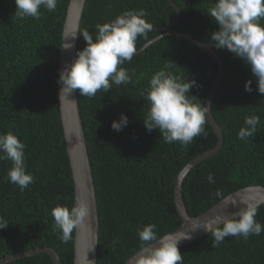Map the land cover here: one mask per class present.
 Listing matches in <instances>:
<instances>
[{
  "label": "trees",
  "instance_id": "obj_1",
  "mask_svg": "<svg viewBox=\"0 0 264 264\" xmlns=\"http://www.w3.org/2000/svg\"><path fill=\"white\" fill-rule=\"evenodd\" d=\"M69 0H58L56 10L41 8L38 19H20L14 0H0V133L11 131L25 144L26 170L34 182L21 191L9 183L8 160H0V216L9 222L0 229V260L20 250L52 247L61 264H73V240L62 243L53 230L51 210L71 206L74 186L57 101V66L62 28ZM212 0H86L79 31L94 34L95 25L124 10L144 9L153 30L138 38L136 48L164 31L187 33L211 42L218 25L207 15ZM174 3L175 5L171 4ZM177 21L173 24L175 18ZM264 23V21H262ZM172 24V25H171ZM166 25H170L164 29ZM85 41L78 34L77 50ZM213 49L223 72L211 103L223 143L213 155L196 163L184 176L181 194L189 215L197 216L219 199L248 185L264 186V95L244 89L251 78L247 65L226 48ZM174 71L195 79L190 93L205 104L217 74V62L187 38L166 34L125 62L133 83L113 86L95 97L80 96L84 130L99 210L97 264H121L139 250L136 228L155 223L159 235L177 228L181 220L174 205L173 180L198 153L215 145L216 134L206 118L205 135L184 147L165 143L158 130L147 131L142 93L151 74L169 61ZM134 73V75H133ZM123 113L128 125L115 131L111 122ZM260 124L246 141L237 132L246 115ZM213 181L209 183L208 175ZM256 219L264 225V204ZM74 236V233H73ZM207 233L179 248L183 264H264V231L247 240L229 236L216 247ZM6 264H53L46 252L18 257Z\"/></svg>",
  "mask_w": 264,
  "mask_h": 264
},
{
  "label": "clouds",
  "instance_id": "obj_2",
  "mask_svg": "<svg viewBox=\"0 0 264 264\" xmlns=\"http://www.w3.org/2000/svg\"><path fill=\"white\" fill-rule=\"evenodd\" d=\"M57 3L58 0H14V13L20 19H38L41 8L54 12ZM147 15L144 9L124 10L110 20L98 22L94 34L85 29L75 30L69 35L73 38L82 35L85 45L59 72L60 103L74 91H78L82 97L92 98L113 86L133 83L128 69L123 65L135 55L137 39L146 38L153 30V25L145 19ZM207 15L218 25V29L210 33L215 47L226 48L249 68L251 78L245 81V91L253 90L254 79L256 90L264 95V0H212ZM60 47L68 49L72 44L63 43ZM168 61L151 74L142 93L147 101L143 124L149 132L158 130L165 143H179L187 147L194 138L206 134L204 126L209 107L190 93V89L196 86L195 79H186L185 74L174 71L178 65ZM128 123V117L121 113L118 120L111 122V127L121 131ZM259 124V115L244 116L237 132L238 139L246 141L253 137ZM0 160L10 162L8 181L21 191L34 182L33 175L26 170L25 144L11 131L0 133ZM207 180L214 182L211 174ZM213 195L224 207L231 205L236 211L230 216L217 213L203 220L196 219L190 231L180 233L159 235L155 223L138 226L136 233L140 245L134 264H183L178 245L181 240L190 239L189 233L197 229L211 233L213 247L229 236L247 240L264 231V225L256 219L261 201L252 202L246 197L235 200L220 191ZM89 214V204L83 199H74L70 207L56 204L52 208L53 230L59 233L58 238L62 243L73 240L74 231L83 227ZM8 224L0 216V229ZM92 248L93 243L87 250Z\"/></svg>",
  "mask_w": 264,
  "mask_h": 264
},
{
  "label": "water",
  "instance_id": "obj_3",
  "mask_svg": "<svg viewBox=\"0 0 264 264\" xmlns=\"http://www.w3.org/2000/svg\"><path fill=\"white\" fill-rule=\"evenodd\" d=\"M85 2L86 0H69L68 2L64 24L62 28V39L60 46H62L63 43H71L72 47L68 49L60 47L58 66H57V81L60 70L63 68L66 62H71V60L74 58L76 54L78 35L75 38L69 35L73 31L79 30L80 20ZM171 4L175 5L174 3ZM177 18L178 17L175 18L173 24L177 21ZM169 26L170 25H166L163 28L167 29ZM166 34H177L187 38L192 43L200 47V49L203 52L209 54L212 58H214L218 66L215 80L212 83V87L208 92L205 100V105L209 107V112L207 113V120L216 134L217 141L214 146L198 153L189 162H187L181 168V170L178 172V174L175 176L173 180L174 205L177 214L181 220V223L177 228H175L172 231H169L168 233H180L182 231H190L191 224L196 219L203 220L206 217L213 216L217 213L230 216L234 211H236V208L232 207L231 205H229L228 207H224L222 202L218 200L213 205H211L207 210H205L204 212H202L197 216L189 215L186 210L184 200L181 194V183L184 176L191 170V168L196 163L216 153L223 143L222 129L211 112V103L222 76L223 63L218 53L213 49V47L215 46L214 43L199 41L193 38L192 36L188 35L187 33L176 30H168L162 32L158 36L154 37L153 39L147 41L142 46L137 48L136 53L142 51L146 46H148L154 40ZM59 89H60V85L57 83V101L59 106L65 147H66L71 174H72V180L74 186V199H83L89 204L90 207V214L88 217H86L83 227L74 231L73 264H97L96 255H97L98 236H99V210H98L97 196H96L95 185H94L93 175L90 166V160L88 156L84 130L82 126V119L80 116L77 91H74L68 97V99L63 100L60 103V100L58 98ZM226 196L235 200H239L241 197H246L250 199L252 202L261 201L260 203L261 205L264 204V186L259 184L248 185L245 187H241L237 190H234L231 193L227 194ZM189 234L191 238L181 240V242L178 245L179 248L198 239L199 237H202L207 233L202 229H197L195 231H191ZM91 243H93V248L91 250H87ZM39 252L48 253L53 264H61L57 252L52 247H39V248H31L28 250L16 251L2 258L0 260V264H6L18 257L33 255ZM138 253L139 250L121 264H134L135 257Z\"/></svg>",
  "mask_w": 264,
  "mask_h": 264
}]
</instances>
